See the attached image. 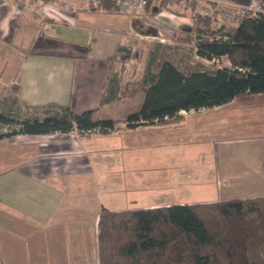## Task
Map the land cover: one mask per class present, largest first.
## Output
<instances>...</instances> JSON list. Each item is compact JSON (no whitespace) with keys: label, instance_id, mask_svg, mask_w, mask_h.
Returning <instances> with one entry per match:
<instances>
[{"label":"crops","instance_id":"1","mask_svg":"<svg viewBox=\"0 0 264 264\" xmlns=\"http://www.w3.org/2000/svg\"><path fill=\"white\" fill-rule=\"evenodd\" d=\"M152 1L154 17L131 13L128 25L120 26L79 2L0 0V107L23 115L27 104L54 102L116 121L114 130L94 134L0 137V264H100L98 222L104 207L118 212L264 196L263 189L247 188L264 184V93L182 109L163 123L127 125L144 95L125 96V90L146 79L150 62L166 50L152 35L162 26L173 30L175 23L183 24L179 31H191L186 26L191 12L181 14L176 1L168 4L174 9ZM138 22L160 25L151 33ZM221 138L226 144L259 143L223 149L231 163L222 169L220 162L218 170L230 179L221 188L217 184L214 196L192 198L187 179L179 181L184 193H176V169L192 163L189 145ZM195 189L208 192L205 182Z\"/></svg>","mask_w":264,"mask_h":264},{"label":"trees","instance_id":"2","mask_svg":"<svg viewBox=\"0 0 264 264\" xmlns=\"http://www.w3.org/2000/svg\"><path fill=\"white\" fill-rule=\"evenodd\" d=\"M93 8L121 10L113 0H100ZM180 12H193L194 27L178 32L176 38L195 41L198 55L220 56L222 65L190 64L188 56L166 45V55L150 62L146 79L124 92L125 96L144 95L139 108L128 115V126L163 123L178 117L182 109L211 108L237 95L264 92V14L243 18L226 29L193 6L185 4ZM217 29L228 32L229 39L213 37ZM201 32L205 36L199 38ZM25 107L34 114H23L24 120H18L21 128L0 137L17 132H69L75 126L101 125L104 132L116 128L113 118L96 119L92 109L76 113L70 105L54 102ZM40 110L55 111L41 116ZM14 113L21 114L0 107V122H15ZM98 242L100 264H264V196L118 212L104 207Z\"/></svg>","mask_w":264,"mask_h":264},{"label":"rangeland","instance_id":"3","mask_svg":"<svg viewBox=\"0 0 264 264\" xmlns=\"http://www.w3.org/2000/svg\"><path fill=\"white\" fill-rule=\"evenodd\" d=\"M156 1H158V0H156ZM153 3L154 2L152 1V3L146 7V11H144L138 15V16H140L139 18H142L143 16H145V17H147V16L148 17H154L155 16V15H153V12L151 13V9L154 8ZM174 4L180 10L183 9L184 4H186L188 6V8H190L189 4L187 2H184V1H180V2L174 3ZM100 12L105 14L104 16L113 22L115 20H117L118 22H114V23H117V25H120V26L121 25H128L130 15H131V13H133L132 11L129 12L128 9H126V8H122L118 12H108V11H100ZM191 13L193 14V12H191ZM173 19L175 21L178 20L179 22H181V20L178 19L177 17H173ZM149 22H150V20H149ZM218 22L219 21H217L216 23H218ZM138 24H139L138 27H143V30L145 32L150 31L151 33H156L154 31H157V28L160 25V24H158V22L157 23H150L147 25L145 23L141 24L140 22H138ZM175 24H176V28H174L173 25L171 26V28L176 32V31H179V28L183 24L182 23H180V25H178L177 23H175ZM148 26H151V27L153 26L155 28V30L149 28ZM186 26L191 27V23H190V25H186ZM192 29L193 28L191 27V30ZM173 30H164L163 26H162V31H163L162 36L166 35L168 37L173 38V36L175 35V34H173V32H174ZM181 31H179V32H181ZM174 39H175V37L171 41L167 40V41H162V42H165L164 43L165 45L171 46L170 48L173 47V49H176L177 52L179 54H181L183 57L188 56L187 57L188 59H186V60H188V63L195 64V65H199V64L215 65L216 64L215 62H213L211 60H205L206 57L198 55L197 48L195 45V41H183L179 38H176L175 40ZM152 40H154L153 43H155V44L160 41L158 38H155ZM165 53H167V50L162 51L160 53V54H162L160 57L165 56L166 55ZM157 57H156V59H157ZM260 93H264V92H260ZM54 111L55 110H51L49 112H54ZM49 112L47 110H40V115L44 116L46 113H49ZM17 113H20V110L19 111L17 110ZM24 113H28L30 115L34 114V112H31L28 110L27 111L25 110ZM13 116L16 118L15 122H12V123L0 122V134L1 133H9L11 131L18 130L21 128V123H19V121L24 120L25 116L22 115V113L19 116L16 114ZM222 139L223 138H221L220 141H217V142L212 140L210 143H207L206 145H204L203 143L197 145L196 142H193L189 145L192 148L191 149L192 154H193L192 163L190 164L189 167H187L185 169H182V168L176 169V172H177L176 183H175L176 193H179L180 195L182 193H184L183 190H180L181 183L179 181L181 179H183V181L187 179V181L191 180V183H192V192H193L192 198L214 196L216 189H217V187H216L217 184L221 188L222 184L225 185L226 179H228V178L230 179V177L224 175L225 174L224 172H223V174H220L219 170H218L220 162L222 164V169L225 167L226 161L229 164L231 163V160L229 158H227V156H226L227 154H224V156H223V149L238 150L240 148L248 147L251 144L259 143V142H254V141H243V142H239V143L230 142V143L226 144V143H223ZM196 160L200 161V163H198ZM199 182H205L206 183V185L208 186V192L200 194L195 189V184L199 183ZM182 184H183V182H182ZM261 186H263V187H261ZM247 188L249 191H257L256 189H263V190H260V193L264 194V184H248ZM225 190H226V187H225ZM241 195H246V194H241ZM241 195L237 196V197H233V198L231 197L230 199L246 198V197H250V196H255L256 194H249L250 196H241Z\"/></svg>","mask_w":264,"mask_h":264},{"label":"built area","instance_id":"4","mask_svg":"<svg viewBox=\"0 0 264 264\" xmlns=\"http://www.w3.org/2000/svg\"><path fill=\"white\" fill-rule=\"evenodd\" d=\"M30 3L37 0H27ZM47 2H55V0H43ZM100 0H64L65 4L79 2L85 5L86 7H94L98 5ZM117 4L123 7H128L135 17L142 12L146 11V7L152 3V0H113ZM176 0H165V6H168L169 3ZM190 6L196 8L198 14L203 16L212 17L216 26H225L226 29H229L235 26L243 18H258L259 15L264 14V0H187ZM174 17V16H173ZM193 19V18H192ZM219 21L218 23H216ZM191 27H194V20L191 22ZM163 32L158 31L157 34L152 35L153 38H158L160 41H166L165 36H162ZM205 36L204 32L199 34L200 37ZM213 37L216 39L228 40L229 33L221 32L217 29L213 34ZM205 60H211L215 62L218 66H221V57L213 56V58H205ZM104 128L101 125L94 126L92 128L80 129L75 126L70 131L78 134H94L104 132ZM107 131H111L110 128Z\"/></svg>","mask_w":264,"mask_h":264}]
</instances>
